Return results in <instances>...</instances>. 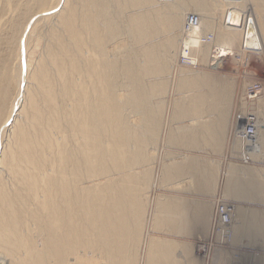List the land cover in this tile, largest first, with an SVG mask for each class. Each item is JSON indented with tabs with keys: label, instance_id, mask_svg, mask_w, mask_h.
I'll use <instances>...</instances> for the list:
<instances>
[{
	"label": "bare ground",
	"instance_id": "6f19581e",
	"mask_svg": "<svg viewBox=\"0 0 264 264\" xmlns=\"http://www.w3.org/2000/svg\"><path fill=\"white\" fill-rule=\"evenodd\" d=\"M156 3L0 0V264L134 261L144 178L130 170L143 161L146 139L155 137L158 123L151 100L161 90V84L144 79L165 69L168 73L176 41L189 49L191 61L203 58L208 45L200 41L212 26L204 17L212 11L208 0H175L166 7ZM245 3L264 22V0ZM147 4L152 10L140 11ZM189 4L200 14L193 16L197 25L186 33L183 9ZM241 4L219 9L223 25L214 32V46L229 44L243 31L246 5ZM161 34L164 42L150 44ZM122 35L132 40L134 47L127 48L133 49L123 47L124 58L111 56L108 45ZM32 42L40 50L37 55L30 50ZM163 50L166 57L159 60ZM119 79L121 84L127 81V101L125 94H118ZM181 80L187 89L200 85L199 74ZM192 96L190 105L206 103ZM259 100L252 110L257 119L252 161L264 157V108L259 110ZM125 106L143 118L144 128L127 126ZM228 158L241 161L237 154ZM113 171L123 173L120 180H109ZM219 202L234 210L223 225L227 230L214 233ZM235 212L233 204L216 197L208 237L195 247L203 264H212L215 254L230 246ZM212 236L216 242L210 241ZM201 244L207 247L206 257L197 252ZM148 248L150 264H171L163 256L169 243L152 239Z\"/></svg>",
	"mask_w": 264,
	"mask_h": 264
},
{
	"label": "crops",
	"instance_id": "0c3cea01",
	"mask_svg": "<svg viewBox=\"0 0 264 264\" xmlns=\"http://www.w3.org/2000/svg\"><path fill=\"white\" fill-rule=\"evenodd\" d=\"M198 82L204 86L198 96L206 103L174 106L173 112L185 115H175L184 118H175L165 138L167 163L156 182L147 240L169 243L163 256L171 264H203L195 247L208 237L213 202L220 195L236 212L230 246L216 253L212 264H239L223 258L264 252V157L245 163L225 154L234 115L232 78L208 74ZM148 250L144 264H150Z\"/></svg>",
	"mask_w": 264,
	"mask_h": 264
},
{
	"label": "rangeland",
	"instance_id": "374dc122",
	"mask_svg": "<svg viewBox=\"0 0 264 264\" xmlns=\"http://www.w3.org/2000/svg\"><path fill=\"white\" fill-rule=\"evenodd\" d=\"M155 1H157L156 5H159V6L161 5L163 7L164 6L166 7L170 3H171L170 5H172L173 4L172 2L175 0H155ZM208 1L210 3L212 11H211L210 16H208L206 13L205 14L206 16L204 17L208 18V21L212 25V26L210 25L211 28L214 29L215 31L213 30L212 32L211 28L207 29V31L205 30L207 32L206 33L207 37H210L209 42L206 44L210 47L207 49L208 47L207 46L205 50L202 51L204 52L203 53L204 55L201 54L203 58H197L196 60L192 61L195 64V67H192V68L181 65L180 60L182 56H181L180 51H181V48L183 49V46L180 43H176L177 46L176 48H174V51L172 52L173 57L172 59H169V62H171V65L169 63L168 65L170 66L168 65L166 66V68L169 67L168 73L166 72L167 70L165 69L166 73L165 72H163L164 74L161 73L163 75L161 74L156 75L157 74L156 73L154 76H152L153 74L152 75L149 74L148 75L149 77L147 76L144 79V82L146 83L148 82L152 84L154 83L161 84V90H162V85H163V90L162 91L160 90L159 92L157 91L159 94H154L155 96H153L151 100L154 113L156 114V117H157V118L155 117L154 121H157L158 123L157 128H156V134L154 137L155 139L154 138L146 139L147 145H145L143 149V157H144L143 161L137 163V165L134 166L132 170H130V173L132 174L135 173L134 175H137L138 178H144L141 180L142 183H144V188L142 191H140V196L143 201V221H142V224L139 230L140 235H139L138 243L136 244V248L139 247V251L133 252V256H134L133 262L129 259V256H128V259L131 261L132 264H144L145 262V259H146L145 250L148 246V243L151 240V239L147 240V237H148L147 235H148V224L150 223V219H151L150 216H151V208H152L155 186H156V182L158 180V176L160 172L162 171L164 165L167 163L166 159L164 158V154H163L164 148H165V138L170 128L173 127L172 125H173V122L175 121V118L181 121L184 118V117H176V116L185 115L183 113L176 114L175 112H173L175 110L174 106L175 105L176 106L190 105L191 98L193 97L192 95H201L200 94L201 88L204 87V86L196 85L194 88L187 89V87L180 86V84L182 83L181 78L182 77L184 78L185 75L189 77V75L198 76V74L200 77L201 76L206 77L208 74H211V75L219 74V75L231 77L233 80V86H234L233 94H232V102H231V106L233 110L232 114L234 113L233 120L236 116L235 115L236 105L239 107L243 105L241 106L242 108L241 107L239 108L240 110L239 112L241 113L245 112L250 105V103L242 100V94L246 86L251 85L253 83H260L264 88V22L260 23L262 15H260L259 17L258 15H255V11H253L252 6L246 5L245 0H208ZM241 3H244L246 5V7H244L245 10L243 13L244 15L246 14L245 27L242 29L243 31L238 32V38L236 39L234 38V40H232L233 42L231 41L229 44H225V45L219 44V46L218 45L214 46L215 45L214 43L215 33L214 32H216V28H218V26L220 29L222 27L221 25H223L222 18H221L222 15H220L219 9L223 6V4H226V7H225L226 9H230L236 6V4L242 5ZM147 5L149 6L147 7ZM147 5L143 6V8H140V11L143 10V12H146V11L150 12L152 10L151 9L152 5L151 4H147ZM183 10L185 12L184 13L185 23L189 16H196L197 18H199L198 14H200L199 13L200 11L195 9L190 4L189 6H187V8ZM128 11H129L128 15L130 16V14L133 12L130 10ZM256 23L259 25V27L256 25ZM164 37L165 36L161 34V36H156V38L150 40L149 42H151L150 44H153V43L155 44L158 42L161 43V42H164ZM119 38L120 39H118L117 42L116 41H113V43L110 42V44L108 45L109 47L108 50L113 53L112 54L110 52L111 56H114L117 58H124L123 56H126V53H127L125 48L129 46L128 44L130 43L132 44L131 42L132 40L128 38L126 35H122ZM178 40H179V36H178ZM32 43L33 44L31 45L30 50L33 52V55H37L40 50L36 48V46L34 45L35 44L34 42ZM201 44L203 45V43ZM145 45H146V42H144V46ZM132 46L134 47V44L129 47L131 48ZM119 48L120 50H118ZM163 52L164 50L162 51L161 55L157 56V58L158 57L161 58L159 60H162V58L165 56L163 55ZM216 53H218L217 56H216ZM218 56H221V57L218 58ZM184 71H186V74L183 73ZM180 80H181V83H180ZM121 82H122L121 79H119L116 82L117 91H118V94L119 93L125 94L126 101H127L129 99L130 90H127L128 89L127 83H126L127 81H124L122 84ZM159 84H157V86ZM121 88L124 89V92H122ZM260 96L261 98L262 96L264 98V90L262 91ZM263 100L264 99L259 100L260 101L259 106L261 107L263 105V108H264ZM256 101L255 103L253 102V104L255 105H252L253 107L252 110H255L254 108H256V105L258 104V103L256 104ZM244 103L246 105H244ZM149 108L150 107H139L140 110H146ZM263 108L261 107L259 108V110ZM123 109L125 111L124 112L125 122L127 126L129 127L136 126L137 128H140L142 126L141 128H144L143 118H141V116L134 114L131 111L132 109L131 107L125 106L123 107ZM241 109H243L244 111ZM233 120L231 124L229 125L227 145H228V141L230 137V128L233 123ZM137 123H139L140 125ZM238 143L239 142L237 141L236 142L237 146L240 145V143L239 144ZM259 158H262V157L259 156ZM256 159L258 160V158ZM256 159L254 161H256ZM112 173H110V175L108 176L109 180L112 182L120 180L121 176L123 175V173L119 171H113ZM254 236L255 235L253 234L252 238H254ZM262 239L264 241V237H262ZM262 247L264 248V245H262ZM136 248L134 250H136ZM251 256H248V257L242 256L239 258L231 256V257H224L223 260L224 262H228V263L235 262L239 264L245 263L246 261H250L252 262L251 264H254L252 259H254L255 257L256 259L254 260H256V264H264V252L263 251L256 253V254L254 253ZM171 263L173 262L171 261ZM188 264H198V261L196 260L190 261Z\"/></svg>",
	"mask_w": 264,
	"mask_h": 264
},
{
	"label": "built area",
	"instance_id": "2783aa9c",
	"mask_svg": "<svg viewBox=\"0 0 264 264\" xmlns=\"http://www.w3.org/2000/svg\"><path fill=\"white\" fill-rule=\"evenodd\" d=\"M198 19L196 17H189L184 24V31L186 33H191L192 29L197 25ZM210 37L203 38L201 43H208ZM180 60V64L186 67H195V64L191 61L189 56V49L183 48ZM218 53H216V56ZM221 56H218L220 58ZM263 91V86L260 83H253L246 86L243 94L242 100L250 103L248 109L241 113L239 112V106H235V118L230 128V137L226 149L227 156L231 157L234 154L239 156V159L243 162H248L250 160V153L253 151L252 146L255 143L254 134L257 127L256 117L252 113L253 102L258 100ZM239 142L241 145L236 146V142ZM214 216H213V232L222 233L223 230H227V227H223L224 223L228 222L230 218L229 215L233 212L232 206L219 202L216 206ZM221 226H220V225ZM211 242H216V239L211 237ZM206 245H199L197 252L206 257Z\"/></svg>",
	"mask_w": 264,
	"mask_h": 264
}]
</instances>
